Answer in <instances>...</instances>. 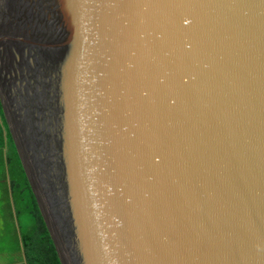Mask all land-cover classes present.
Here are the masks:
<instances>
[{
  "label": "water",
  "instance_id": "95a60500",
  "mask_svg": "<svg viewBox=\"0 0 264 264\" xmlns=\"http://www.w3.org/2000/svg\"><path fill=\"white\" fill-rule=\"evenodd\" d=\"M0 107L61 264H264V0H0Z\"/></svg>",
  "mask_w": 264,
  "mask_h": 264
},
{
  "label": "trees",
  "instance_id": "16d2710c",
  "mask_svg": "<svg viewBox=\"0 0 264 264\" xmlns=\"http://www.w3.org/2000/svg\"><path fill=\"white\" fill-rule=\"evenodd\" d=\"M5 129L8 151L3 157L2 149L5 145L0 127V179L7 177L9 185L8 188L0 185V191L4 193L6 213L12 222L10 225L14 227L12 232L15 238L17 232L18 252L21 251L24 256L25 262L20 264H61L16 148Z\"/></svg>",
  "mask_w": 264,
  "mask_h": 264
},
{
  "label": "rangeland",
  "instance_id": "374dc122",
  "mask_svg": "<svg viewBox=\"0 0 264 264\" xmlns=\"http://www.w3.org/2000/svg\"><path fill=\"white\" fill-rule=\"evenodd\" d=\"M3 125L7 128L5 121ZM4 201V193L1 194L0 191V264H14L18 259L19 244L17 240V232H15L16 238L12 232L14 227L10 225L12 222H10V218L8 219L7 217V207L4 204Z\"/></svg>",
  "mask_w": 264,
  "mask_h": 264
},
{
  "label": "crops",
  "instance_id": "0c3cea01",
  "mask_svg": "<svg viewBox=\"0 0 264 264\" xmlns=\"http://www.w3.org/2000/svg\"><path fill=\"white\" fill-rule=\"evenodd\" d=\"M4 123V120H3V116H2V113H1V110H0V127H1V131H2V136L4 138V145L5 147H3L2 149V156L4 157L6 151H8V144H6V129H5V124L3 125ZM0 185L2 188H8V185H9V182H8V179L7 177H5V179H3V177L0 179ZM17 261H15L14 264H20V263H24L25 260H24V256L22 254L21 251L18 252V255H17Z\"/></svg>",
  "mask_w": 264,
  "mask_h": 264
}]
</instances>
